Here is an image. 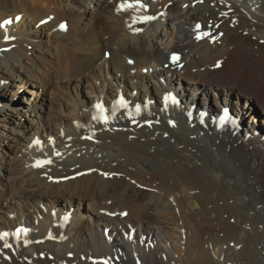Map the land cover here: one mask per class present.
Listing matches in <instances>:
<instances>
[{"label":"bare ground","instance_id":"bare-ground-1","mask_svg":"<svg viewBox=\"0 0 264 264\" xmlns=\"http://www.w3.org/2000/svg\"><path fill=\"white\" fill-rule=\"evenodd\" d=\"M139 4L0 0V264H264V0Z\"/></svg>","mask_w":264,"mask_h":264},{"label":"rangeland","instance_id":"rangeland-1","mask_svg":"<svg viewBox=\"0 0 264 264\" xmlns=\"http://www.w3.org/2000/svg\"><path fill=\"white\" fill-rule=\"evenodd\" d=\"M47 98H49V97H47ZM229 127V126H228ZM232 130H235L236 132H237V134H239L240 136H243L244 138H247V139H255V140H258V142H260V145H264V138L263 139H257V138H255V136L256 137H259L260 136V134L258 133V132H255V131H253L254 133H252V132H245L244 131V129L243 128H240L239 126H237V125H234V126H231L230 127ZM258 135V136H257ZM260 191H264V189H262V190H259L258 191V193H259V195L260 196H262V192H260ZM169 202H171L172 203V201L169 199V201H168V203ZM216 230H217V228H215ZM215 229H213V230H215ZM223 230V232H219V233H217V234H219V235H217V237H218V239L219 240H221L220 241V245H221V248H222V251H223V253L224 254H226V255H230L232 258H233V229L231 230V229H229V230H227V229H222ZM217 231H221V230H217ZM227 231V232H226ZM226 234H225V233ZM221 233H222V235H221ZM224 234H225V236H224ZM224 236V237H223ZM228 237V238H227ZM227 240H229V241H227ZM225 241V242H224ZM231 241V242H230ZM230 243V244H229ZM223 244V245H222ZM225 244H227V246L225 245ZM225 246V247H224ZM231 246V247H230ZM228 247V248H227ZM225 250V251H224ZM229 251L230 253H228L227 251Z\"/></svg>","mask_w":264,"mask_h":264},{"label":"snow or ice","instance_id":"snow-or-ice-1","mask_svg":"<svg viewBox=\"0 0 264 264\" xmlns=\"http://www.w3.org/2000/svg\"><path fill=\"white\" fill-rule=\"evenodd\" d=\"M137 3L139 4V0H137ZM139 6L140 7H144V5H142V4H139ZM131 7H133V5L132 4H128V3H126V4H122L121 5V8H131ZM16 19L17 20H19V17H16ZM135 19H143V20H151V19H154V17H143V18H135ZM13 21L12 20H5V21H3L2 23H0V28H5L7 25H9V24H11ZM60 27L61 28H64L65 26L62 24V25H60ZM199 27V26H198ZM5 39L7 40V39H10V37H8V36H5ZM173 59L175 60V59H177L176 57H173ZM98 109H100V111H101V117L103 118V120H104V122L106 123L107 122V119H108V117L106 116V115H103V113H104V109H103V107H102V105H97L96 106ZM139 110V109H138ZM94 118H96V117H94ZM224 119H226L227 118V111H225V115H224V117H223ZM37 143H39V141H37ZM58 154V153H57ZM46 163H51V161L50 160H47V161H37V164H36V166H43L44 164H46ZM18 231H24V232H26L27 231V229H21V230H18ZM3 235H7V233H5V234H3Z\"/></svg>","mask_w":264,"mask_h":264},{"label":"water","instance_id":"water-1","mask_svg":"<svg viewBox=\"0 0 264 264\" xmlns=\"http://www.w3.org/2000/svg\"><path fill=\"white\" fill-rule=\"evenodd\" d=\"M197 206H196V204H195V208H196Z\"/></svg>","mask_w":264,"mask_h":264}]
</instances>
